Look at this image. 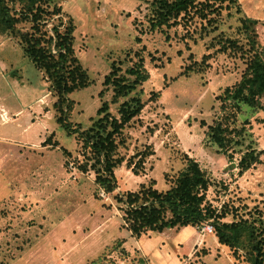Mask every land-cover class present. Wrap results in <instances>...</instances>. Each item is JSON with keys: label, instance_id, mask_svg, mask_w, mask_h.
I'll return each mask as SVG.
<instances>
[{"label": "rangeland", "instance_id": "1", "mask_svg": "<svg viewBox=\"0 0 264 264\" xmlns=\"http://www.w3.org/2000/svg\"><path fill=\"white\" fill-rule=\"evenodd\" d=\"M238 1L240 12L223 10L215 23L196 19L151 29L154 0H10L17 14L32 4L60 8L44 26L52 32L59 19L71 20L74 54L91 84L67 94L71 107L62 112L19 37L0 29V110L7 113L0 115V264H90L102 254L117 264H251L246 249L218 241L212 219L133 236L119 200L141 185L166 190L191 157L209 180L205 203L225 213L223 222L248 218L259 230L264 225V108L221 97L240 81L250 54L222 50L220 37L248 49L241 29L246 16L257 20L264 48V0ZM30 25L17 27L24 32ZM136 53L149 72L138 87L144 107L123 130L117 152L126 160L106 191L95 181L92 161L80 166L79 131L104 100L118 115L123 99L112 102L103 79L112 63L124 71ZM217 123L230 138L225 148L211 137ZM142 150L151 154L135 173L126 162ZM252 150L260 161L241 171L239 160Z\"/></svg>", "mask_w": 264, "mask_h": 264}, {"label": "trees", "instance_id": "2", "mask_svg": "<svg viewBox=\"0 0 264 264\" xmlns=\"http://www.w3.org/2000/svg\"><path fill=\"white\" fill-rule=\"evenodd\" d=\"M154 4L151 29L188 24L196 19L211 24L217 21V16L223 10L229 13L241 11L238 0H154ZM59 12V7L49 9L32 4L27 6V13L17 14L10 0H0V29L12 31L19 37L25 55L50 80L58 98L56 104L62 112H67L71 107L67 94L91 83L74 54L75 37L71 20L65 23L58 18L52 32L44 26L45 19ZM22 21L31 23L30 31L19 30L17 25ZM256 23V19L241 17V29L245 33L248 49H244L245 44H239L235 38L226 35L220 37L222 50L237 48L250 54L240 81L234 87H227L221 97L224 100L242 99L250 105L264 108V48L257 43ZM136 55L137 60L124 71L118 64L112 63L103 79L105 88H112V102L123 99L118 106V115L110 111L109 102L104 100L92 124L79 131L84 142V160L80 166L85 170L92 161L91 166L95 167L97 173L95 181L106 191H111L116 184L114 169L126 160L117 152L119 145L125 144L123 130L144 107L138 87L148 79L149 72L143 64V56L140 53ZM104 91L101 90L100 95ZM225 131L226 128L220 123L211 126V137L222 148L230 141ZM149 154L151 152L146 150L137 151L127 159L126 165L138 173V168H142L141 164ZM259 161V156L252 150L241 157L238 166L244 171ZM208 185L209 180L198 161L188 157L185 169L166 190L141 185L139 190L127 192L119 200L126 204L125 218L132 235L140 236L144 231L161 233L167 228L202 224L212 219L215 235L221 244L241 246L250 254L251 264H264V225L259 230L260 226L248 218L223 222L225 213H217L214 207L205 203ZM90 264L117 262L102 254Z\"/></svg>", "mask_w": 264, "mask_h": 264}, {"label": "built area", "instance_id": "3", "mask_svg": "<svg viewBox=\"0 0 264 264\" xmlns=\"http://www.w3.org/2000/svg\"><path fill=\"white\" fill-rule=\"evenodd\" d=\"M211 228H212L211 226H209V225H206L204 229H205V230H209V231H210V230H211Z\"/></svg>", "mask_w": 264, "mask_h": 264}, {"label": "crops", "instance_id": "4", "mask_svg": "<svg viewBox=\"0 0 264 264\" xmlns=\"http://www.w3.org/2000/svg\"><path fill=\"white\" fill-rule=\"evenodd\" d=\"M3 109V108H2ZM4 110V109H3ZM18 112V111H17ZM3 114H7L6 113V110H4V113H1V110H0V115H3Z\"/></svg>", "mask_w": 264, "mask_h": 264}]
</instances>
